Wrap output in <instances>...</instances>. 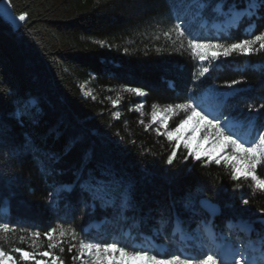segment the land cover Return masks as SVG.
<instances>
[{
  "label": "trees",
  "instance_id": "trees-1",
  "mask_svg": "<svg viewBox=\"0 0 264 264\" xmlns=\"http://www.w3.org/2000/svg\"><path fill=\"white\" fill-rule=\"evenodd\" d=\"M231 2L227 0L225 10ZM13 5L12 14L27 12L28 17L16 31L0 16V220L39 229L42 234L59 223H70L86 239L104 242L127 241L126 231L131 236L142 233L163 244L161 254L165 256L180 254L173 245L176 239L166 242L163 236L154 237L153 230L169 232L170 216L184 221V231L192 240L201 221L211 222L217 233H225L228 222L250 225L254 229L251 239H257V233L264 229L260 222L264 195L253 196L249 182L230 180L223 165L204 166L191 157L167 165L169 142L139 123L141 118L148 123L154 103L164 106L182 102L190 88L203 98L208 89L206 82L194 83L196 58L188 50L175 51L162 35L177 15L189 21L192 31L202 37L228 39L230 32L229 42L248 38L244 34L249 27L246 18L238 27L233 25L223 32L212 27L222 16L212 18L213 14L206 11L208 19L193 17L189 0H13ZM260 31H264V19L256 21L253 34ZM97 41H104V46ZM215 73L220 89L226 82L241 81L229 90L224 111L237 117L240 130H245L247 104L264 103V65L257 69L250 65L241 70L223 68ZM126 86L142 88L147 94L136 101L123 97L114 107L112 92ZM218 100L212 101L216 107ZM139 103L144 105L143 116L129 108ZM117 112L118 118L113 115ZM180 118L170 119L169 128ZM260 123H264V109L257 115ZM26 141H30L28 147ZM70 143V151L65 152ZM145 150L155 155L142 154ZM53 153L60 156L59 162L47 160V154ZM181 153L187 154L183 146L177 149V157ZM85 154L89 168L111 165L129 181L138 205L135 214L129 211L127 218H122L99 202L94 208L86 207L75 193L70 206L67 200H60L57 206L47 203L54 182H73V173ZM40 160L57 170L55 178L41 173ZM257 173L264 175V167L258 165ZM236 183L242 187L235 189ZM204 196L219 205L217 216L209 217L198 206ZM188 197L194 212L183 207ZM244 198L250 200L249 205H242ZM162 215L165 220H161ZM94 222H99L98 226H93ZM20 234L14 237L16 242L3 245L17 264L50 260H42L37 254L36 261L21 262L19 254L10 251L12 247L31 250L27 243L18 242ZM232 235L248 239L240 227H235ZM37 243L38 252L46 250L43 236ZM178 244L192 255L199 254L193 241ZM55 254L64 264H81L72 260L76 250L69 253L67 244L63 254L58 250Z\"/></svg>",
  "mask_w": 264,
  "mask_h": 264
},
{
  "label": "snow or ice",
  "instance_id": "snow-or-ice-1",
  "mask_svg": "<svg viewBox=\"0 0 264 264\" xmlns=\"http://www.w3.org/2000/svg\"><path fill=\"white\" fill-rule=\"evenodd\" d=\"M192 8L193 17L201 16L205 19L206 11L213 14L212 18L227 16L231 21L229 28L233 25L237 26L245 18L249 22V28L244 29V34L248 37L245 39L233 40L229 32L228 39H222L220 36L209 39L195 34L190 22L184 17L177 15L175 22L172 23L167 30L162 31V35L173 46L175 51L182 53L183 50L190 51L194 58L201 62L198 74L194 75V83H197L201 78L209 73V67L203 66V62H208L209 65L213 61H217L221 57L227 58L233 54L250 56L264 51V31L258 34H253L255 31L256 21L264 19V0H239L243 6H239L238 0H232L225 10L227 0H217L212 3V0H189ZM0 16L12 21L14 30L18 31L23 23L26 22L28 13L24 12L18 16L12 14L14 8L13 0H0ZM160 28V23L155 25ZM175 34V38H173ZM159 39V36L156 37ZM186 42V43H185ZM103 47L104 41H97ZM207 50V51H203ZM127 51V49H125ZM241 83L239 80H232L223 85L224 88L232 89L235 85ZM124 91L132 93L136 96L143 97L147 93L144 89L138 87H125ZM194 88L189 89V95L182 102L175 104H167L161 106L153 104L150 112V120L148 123L141 118L139 123L144 126L145 130L152 129L157 136H164L170 144V154L167 156L165 163L173 165V161L179 159L181 162L187 161L190 157L193 161H201L202 165L206 166L211 163L223 165L230 180L249 182L248 187L251 189L253 196L256 194L264 195V175L257 173V166L264 167V123L257 124V115L264 109V103L258 106L249 103L247 104V112L245 120L249 129V137H242L237 129L240 121L233 116L231 112L225 114V109L228 108V98L230 92H219L217 89H212L219 97L216 108L209 109L201 102V100L193 94ZM11 95V93H8ZM90 95V94H89ZM95 99V96L91 97ZM112 105L115 107L119 103V99L112 100ZM144 105L138 104L135 110L143 116ZM131 110V109H130ZM22 115V114H21ZM119 117V113L113 114ZM176 116H180L179 122L175 127L169 129L168 121ZM194 121V126L191 129L192 136L189 139L195 138L196 132H202V139L209 142V149L205 150L202 160L199 146L193 150L190 147L188 140L183 143V148L187 154H180L177 157V149L180 147L181 129L189 122ZM155 127L153 128V126ZM255 133L252 136V133ZM117 136L120 134L117 133ZM123 140V137H121ZM173 141L175 143L173 144ZM133 143L135 141H132ZM30 141H26L25 147H28ZM71 143L66 146L65 152L70 151ZM216 153H219L217 155ZM142 154H151L145 150ZM10 155H12L10 153ZM39 159V157H37ZM47 160L50 163L59 162L60 156L57 154H47ZM89 156L81 159L79 167L74 171L75 179L71 184L54 182L52 190L48 192L47 203L50 206H57L60 200H67L69 206L73 194L77 198H81L86 207L94 208L96 202H99L103 207L112 208L118 216L127 218L126 213L131 211L133 214L137 211V203L134 199V189L129 181L111 165H106L99 170L88 167ZM40 171L43 175H51L53 178L57 175V170L44 166V161L40 160ZM235 189L242 187L241 183L235 184ZM242 205H249L250 200L244 198L241 200ZM201 207L209 208V211L214 216L216 210L210 206L209 201H200ZM174 207V205H173ZM183 207L189 211H195L194 203L190 197L186 198ZM264 213V208L260 209ZM143 214V210H141ZM161 220H165L162 215ZM172 224L169 232L165 233L160 229L153 230L154 237L163 236L167 242L174 240L179 236V241L184 242L190 237L184 231V221L179 216H170L167 218ZM260 222L264 223V216L260 217ZM179 225V227L177 226ZM211 222H206L202 228L204 238L208 241V245L201 244L199 254L191 255L188 253L174 254L165 256L160 253V250L153 243V239L139 233L138 236H131L126 241L112 239L110 241H98L86 239L82 232L70 223H59L55 227H50L43 234L39 229L32 230L30 228L21 227L18 224H12L8 221L0 220V264H5L6 261H11V264H17L13 255L4 250V244L16 242L14 237L17 233H22L18 237V242L21 244L27 243L29 249L23 247H12L11 253L19 254V260L26 262L29 260L36 261L37 254L50 260H44V264H64L63 260L55 252L58 250L60 254L67 251L72 253L76 250V255L72 256V260L80 259L82 264H108L105 259L107 255H118V259L113 261V264H264V229L257 233V239H251V233L254 229L250 225H245L241 231L248 238L233 240L231 235L217 236L211 228ZM41 236L47 241L46 250L37 251L40 245L37 243ZM139 242L137 243V239ZM198 239V238H197ZM217 240L220 242L217 243ZM239 244V247H237ZM253 252H258L259 255H254ZM87 254V256H85ZM36 264H40L36 261Z\"/></svg>",
  "mask_w": 264,
  "mask_h": 264
},
{
  "label": "rangeland",
  "instance_id": "rangeland-1",
  "mask_svg": "<svg viewBox=\"0 0 264 264\" xmlns=\"http://www.w3.org/2000/svg\"><path fill=\"white\" fill-rule=\"evenodd\" d=\"M0 7H5V5H0ZM14 15V14H13ZM16 16V15H14ZM4 18V17H3ZM5 19V18H4ZM8 22H10L12 24V21L9 19H5ZM207 22V21H206ZM205 22V23H206ZM231 24V21L228 20L227 16H222L221 19L216 20L212 27L216 30H221V31H225L229 28V25ZM203 51H207V50H203ZM197 60V74L199 72L200 66H201V62L196 58ZM252 66V68H260L264 65V51H261L258 54H254V55H250V56H245V55H238V54H233L230 57L224 58L221 57L220 59H218L217 61H213L211 63V65H209V63L203 62V66H207L209 67V73H207L205 75V77L201 78V81L206 82L208 85V89L203 93V98H199L201 100V102L205 105L206 108L209 109H213L216 108V106L214 105V103H212V101L214 100H218V96L216 94V92L212 91V89H217L219 92H229L230 89L224 88V89H220L218 87V84L215 82V78H216V73L215 71L217 69H223V68H228V69H232V70H236L239 69L241 70L243 67L246 66ZM113 94H115V96H113L112 100H116L119 99V103L120 101H122L123 97H127V96H131L135 101L136 99H139L141 97L136 96L132 93H128L126 91L123 90H115L112 92ZM118 103V104H119ZM112 104V102H111ZM141 104V103H139ZM138 105V104H137ZM136 105H131L129 106L130 109H135ZM143 111V110H142ZM149 117H150V113H149ZM150 120V118H149ZM169 123V121H168ZM194 126V121L189 122V124L185 125L184 128L181 129V139H180V146H183V143L185 142V140H188L190 147L195 150L198 146L200 148V152H201V157H204V152L205 150L209 149V142L208 141H204L201 137L203 135L202 132H196L194 134L195 138L189 139L190 136H192L193 134L191 133V129ZM155 127V125L153 126V128ZM241 127V122L237 125V131L238 133L242 136V137H249V129H248V125L246 127L245 130H240ZM171 129V128H169ZM255 133L252 135L254 136ZM175 142V141H174ZM217 155H219V153H216ZM205 221H201V227L200 229L197 231L196 235V239L192 240V235L187 234L188 237H190V239H187L184 242H180L179 241V236H177L176 241L173 242V245L178 246V250L180 253H188L191 254L190 252L186 251L184 249L183 246L179 245L178 243H185L188 241H193L195 244L193 245L194 247H197L200 250L201 244L207 246L208 245V241L204 238V234L202 231V228L205 225ZM99 222H94L92 225L93 226H98ZM235 227H240L242 228L243 226L241 225V223L239 222H228L226 224V228L227 231L225 233H217L213 230L212 231L219 237V236H228L231 235V238L233 240H236L238 238H236V236L232 235V230ZM126 237H128V232L126 231L125 234ZM144 236H148L150 238L153 239V243L156 245V247L160 250V253H162L165 250V247L163 246V244H160L158 242L155 241V239L152 236L149 235H144ZM198 238V239H197ZM125 241V240H124ZM127 242V241H126ZM220 241L217 240V243H219ZM237 247H239V244H237ZM254 255H259L258 252H253ZM192 255V254H191ZM85 256H87V254H85ZM105 259L108 261V264H113V261L118 259V255L114 256V255H107L105 256ZM77 261H79L82 264V261L80 259H78ZM5 264H11V261H6ZM40 264H44V262H40ZM58 264V262H57Z\"/></svg>",
  "mask_w": 264,
  "mask_h": 264
},
{
  "label": "water",
  "instance_id": "water-1",
  "mask_svg": "<svg viewBox=\"0 0 264 264\" xmlns=\"http://www.w3.org/2000/svg\"><path fill=\"white\" fill-rule=\"evenodd\" d=\"M202 200H207V201H209V203H210V206H212V207H214L215 208V210H216V214L213 216L212 215V213L209 211V208H207V207H201L200 206V201H202ZM198 206L209 216V217H215V216H217L219 213H220V207H219V205L218 204H216V203H214V202H212L208 197H201V198H199V200H198Z\"/></svg>",
  "mask_w": 264,
  "mask_h": 264
},
{
  "label": "built area",
  "instance_id": "built-area-1",
  "mask_svg": "<svg viewBox=\"0 0 264 264\" xmlns=\"http://www.w3.org/2000/svg\"><path fill=\"white\" fill-rule=\"evenodd\" d=\"M250 29V28H249Z\"/></svg>",
  "mask_w": 264,
  "mask_h": 264
},
{
  "label": "crops",
  "instance_id": "crops-1",
  "mask_svg": "<svg viewBox=\"0 0 264 264\" xmlns=\"http://www.w3.org/2000/svg\"><path fill=\"white\" fill-rule=\"evenodd\" d=\"M13 26V25H12Z\"/></svg>",
  "mask_w": 264,
  "mask_h": 264
}]
</instances>
